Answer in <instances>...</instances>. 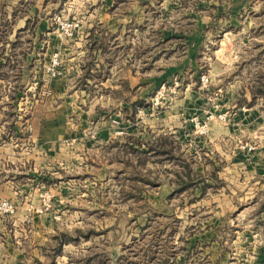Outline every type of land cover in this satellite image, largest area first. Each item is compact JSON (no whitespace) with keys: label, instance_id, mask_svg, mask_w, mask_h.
<instances>
[{"label":"rangeland","instance_id":"rangeland-1","mask_svg":"<svg viewBox=\"0 0 264 264\" xmlns=\"http://www.w3.org/2000/svg\"><path fill=\"white\" fill-rule=\"evenodd\" d=\"M58 1L0 0V264H264L263 61L224 68L209 35L183 53L161 37L176 6L159 3L139 81L124 69L116 89L94 55L86 70L59 45L32 51L28 30L66 37L60 21L77 19Z\"/></svg>","mask_w":264,"mask_h":264},{"label":"crops","instance_id":"crops-1","mask_svg":"<svg viewBox=\"0 0 264 264\" xmlns=\"http://www.w3.org/2000/svg\"><path fill=\"white\" fill-rule=\"evenodd\" d=\"M58 2V5L64 3L70 10H74L76 15L73 17L80 22L76 34L73 37H64L61 33L48 28L28 30V33L31 32L30 37H34L36 43L32 51L50 54L58 51L56 47L59 45L58 49L67 54V60L71 64L86 70L89 63H94L90 58L94 55L97 66L115 70V78H111L110 81L106 78L104 83L115 84L116 89L118 82L124 83V69L127 72L125 81L130 85L138 83L139 77L133 71L135 67L133 55L140 46L141 21L149 22L154 19L159 3L166 10L168 5L176 6L171 16L177 17L179 26L162 31L161 37L169 41L168 43L174 41V47L178 45L183 49V53H195V56L202 53L205 35H209L216 40V43L213 42L215 51L225 49L229 60L226 66L222 65L224 68H247L251 62L256 61V63L260 62V65L262 61L264 63V0H59ZM225 3L229 5L226 18H224L225 10L220 8V5ZM25 19L29 22L31 16L26 15ZM222 20H227L229 24L226 28L214 32L215 22ZM209 24H211L210 30H208ZM124 54H131L130 60L124 59ZM111 94L106 96L108 100ZM36 114L42 115L41 112ZM3 116L4 111L0 110V119ZM35 127V134L40 137L39 143L43 146L44 131L38 126L36 118ZM56 129L46 130L48 141L51 143L57 138ZM37 158L35 152L36 168ZM34 177L37 181V175ZM34 177L28 180L33 181Z\"/></svg>","mask_w":264,"mask_h":264},{"label":"built area","instance_id":"built-area-1","mask_svg":"<svg viewBox=\"0 0 264 264\" xmlns=\"http://www.w3.org/2000/svg\"><path fill=\"white\" fill-rule=\"evenodd\" d=\"M58 20L59 21L61 20L59 16H58ZM60 22L62 24L63 35H65L66 37H73L76 34V32L79 28V25H80V22L77 19H64ZM57 63H58L57 58H55L53 60L52 67L51 66L49 67L52 71L51 72L52 74L56 73L55 65ZM5 206H6L7 210H13V206L11 204H9L8 202L5 203Z\"/></svg>","mask_w":264,"mask_h":264}]
</instances>
